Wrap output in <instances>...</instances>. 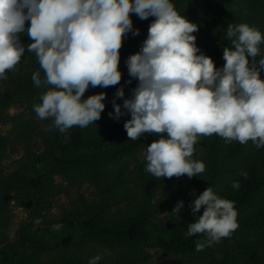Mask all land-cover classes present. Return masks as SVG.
<instances>
[{"label": "clouds", "instance_id": "1", "mask_svg": "<svg viewBox=\"0 0 264 264\" xmlns=\"http://www.w3.org/2000/svg\"><path fill=\"white\" fill-rule=\"evenodd\" d=\"M133 13L140 20L155 19L140 50L126 60L127 83L135 79L138 86L131 98H124V87L118 88L114 112L108 115L119 121L130 114L124 123L130 140L160 135L147 146L145 171L157 179L199 176L206 166L192 157L201 136L216 134L227 143L252 141L257 149L264 147V58L255 59L264 39L261 32L247 23L229 24L225 38L231 47L223 48L226 63L218 69L196 45L193 33L199 26L181 16L171 0H0V80L16 69L27 47L45 74L41 79L40 72L33 73L35 86H49L34 105L37 117L51 119L50 129L61 133L87 127L101 118L107 93L82 97L89 86L108 88L121 82L124 37L140 33L134 29ZM22 33L33 42L25 46ZM241 175L247 179L246 172ZM232 187L239 189V181ZM188 206L195 222L188 224L185 235L207 237L195 242L198 252L239 227L234 202L211 187ZM183 207L179 201L172 212L179 214ZM61 227L53 225L55 230ZM101 259L95 256L89 264Z\"/></svg>", "mask_w": 264, "mask_h": 264}, {"label": "trees", "instance_id": "2", "mask_svg": "<svg viewBox=\"0 0 264 264\" xmlns=\"http://www.w3.org/2000/svg\"><path fill=\"white\" fill-rule=\"evenodd\" d=\"M196 1L213 11L214 19L219 25L220 39L215 38L211 52V58L218 69L226 63L222 58L223 48L231 47V41L225 38L229 24L247 23L250 27L259 30L264 37V0ZM171 2L181 16L199 26V30L193 33L199 48L201 44L199 36L211 23L200 11L193 9V4L186 6L185 0H171ZM258 48L260 52L255 58L257 62L264 58V39ZM28 53L26 48L16 69L8 71L7 79H3L11 82L12 87L0 94V109L30 94L41 103L40 97L47 91L48 86L36 87L32 75L38 71L41 79H44L45 74L34 65L25 71ZM126 56L127 52L124 59ZM121 63L125 64V61ZM261 79H264V71L261 72ZM108 91L109 87L89 86L82 99ZM104 103L106 107L98 121L90 123L85 128L74 126L66 133L53 129L52 139L44 154H34L28 164L7 177L2 176L0 169V206L6 205L13 194H16L20 203L27 209L39 213L49 203L52 174L56 172L70 174L84 169L90 179L99 184L102 191L101 199L94 207L76 211L60 222L78 231L83 241H96L110 247L125 249L128 255L123 257L121 264H143L141 244L146 242L154 243L169 253L207 261L206 264H264V250L251 253L260 250L258 242L261 239L260 232L264 229V211L260 208V198H264V147L257 149L252 142L251 150L245 155L246 144H240L238 141L222 142V137L216 134L208 139L205 171L191 178L192 192L195 193L192 195V201L211 187L219 197L234 202L238 212L239 227L229 237L222 238L220 242L206 246L198 252L195 242L206 241L207 237L204 234L185 235L188 224L195 222L190 208L187 219L176 226H168L165 221L154 222V215L162 206L151 201L156 187L164 180L176 184L177 182L172 180L181 181L187 175L180 178L157 179L145 171L146 161H139L133 174L135 187L143 200L136 209L123 210L113 218H108L107 210L111 200L119 201L120 189L123 195L126 194V190L123 189L127 185L128 178L125 168L118 165V162L158 140L160 135L146 133L138 140H130L124 129V123L131 119L130 114L121 117L119 121L112 118L105 120L108 113L112 112V107L107 101ZM192 159L198 160L195 145ZM242 172L248 174L247 179L241 175ZM233 181H239V189L232 187ZM202 214L203 208L197 215ZM230 240H234L231 247L221 256L215 255L220 251L221 245ZM49 249L50 245L45 240L31 235L25 228L16 243L0 252V264H89V260L92 259L71 252L44 259L43 254Z\"/></svg>", "mask_w": 264, "mask_h": 264}, {"label": "rangeland", "instance_id": "3", "mask_svg": "<svg viewBox=\"0 0 264 264\" xmlns=\"http://www.w3.org/2000/svg\"><path fill=\"white\" fill-rule=\"evenodd\" d=\"M185 1L186 6L193 4V9L200 11L203 17L207 18L211 23V25L206 26V30L199 36L201 42L199 49L203 54L211 57L215 38L220 39L219 25L214 19L215 15L211 9L205 8L199 1ZM131 18L134 29L139 28L140 33L136 36L127 33L124 37L119 63L122 79L119 84L109 86L105 99L111 105L112 112H114L112 101L117 89L124 87V98H131L132 89L138 86V80H132L130 84L127 83L130 77L126 60L130 55L140 50L143 41L148 36L149 25L154 20L152 17H149L147 20H140L134 13L131 14ZM29 26L30 21L26 22V28ZM20 38L25 46L33 42L25 33L20 34ZM126 52L127 56L124 59ZM123 60L125 64L121 63ZM26 61L28 63L25 71L32 65L41 69L34 53L29 52ZM11 87V82L0 80V94L6 92ZM37 101L38 99L36 100L30 94L0 109V169L3 177L9 176L23 165L28 164L34 154H44L49 141L52 139V131L55 129H50L49 127L52 120H41L37 117L34 111V105L40 103ZM116 102L122 105L123 99H118ZM109 118V115H107L105 120ZM211 136L198 137V141L195 144L197 159L204 162V164H206V145ZM221 140L225 142L223 138ZM252 144V141L247 142L245 155L251 150ZM146 150L147 147H143L125 156L124 159L118 162V165H122L125 168L126 177L128 178L127 185L123 189L126 190V194L123 195L122 189H120L121 196L118 197L119 201L111 200V205L107 210L109 219L116 216L120 211L136 209L139 202L143 200L135 187V176L133 173L139 161H146ZM245 155L243 153V156ZM172 181L177 183L171 184L167 183L166 180L162 181L156 187L151 197L152 203L162 205L161 207L159 206V211L154 215V222L160 223L161 221H165L168 226H176L187 219L188 205L192 202V195H189V193L193 191L191 178L187 176L181 181L180 179ZM49 189V203L39 213L27 209L20 203L19 197L16 194H13L6 205L0 206V252L6 250L9 245L16 243L21 232L26 228L28 233L42 238V240H45L50 245V249L42 256L44 259L58 256L64 252H71L91 258L99 255L102 259L98 261V264H121L123 257L128 255L125 249L110 247L96 241H83L78 231L60 222L66 217L72 216L76 211L94 207L102 196L99 184L90 179L86 171L82 169L80 171H73L70 174L62 172L52 174ZM179 201H184V207L179 214L173 213L172 211ZM260 208L264 211V198H260ZM37 220L40 222L37 223ZM56 224H60L62 227L59 230H55L53 225ZM260 233H262L261 239L258 242L260 250H254L251 252L252 254L264 250V229ZM232 243H234V240L221 245L220 251H217L215 255L221 256L222 253L231 247ZM141 246L143 249V253H141L143 264H206L207 262L169 253L151 242L143 243Z\"/></svg>", "mask_w": 264, "mask_h": 264}]
</instances>
